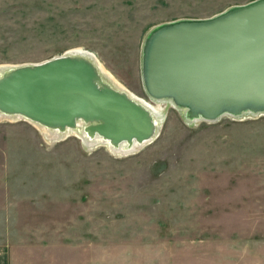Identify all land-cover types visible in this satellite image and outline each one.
<instances>
[{"label": "rangeland", "instance_id": "obj_1", "mask_svg": "<svg viewBox=\"0 0 264 264\" xmlns=\"http://www.w3.org/2000/svg\"><path fill=\"white\" fill-rule=\"evenodd\" d=\"M252 1L0 0V66L81 49L162 109L152 142L126 156L1 120L0 217L8 201L21 226L62 228L64 264H264V114L190 120L141 76L152 29Z\"/></svg>", "mask_w": 264, "mask_h": 264}, {"label": "water", "instance_id": "obj_2", "mask_svg": "<svg viewBox=\"0 0 264 264\" xmlns=\"http://www.w3.org/2000/svg\"><path fill=\"white\" fill-rule=\"evenodd\" d=\"M141 76L149 98L170 100L190 120L264 114V0L155 27L142 46ZM0 111L47 127L86 122L115 144L150 143L157 132L145 109L101 88L93 65L69 55L0 78Z\"/></svg>", "mask_w": 264, "mask_h": 264}, {"label": "bare ground", "instance_id": "obj_3", "mask_svg": "<svg viewBox=\"0 0 264 264\" xmlns=\"http://www.w3.org/2000/svg\"><path fill=\"white\" fill-rule=\"evenodd\" d=\"M64 55H69L71 57H78L81 59L87 60V62L91 63L93 67L96 69L100 87L101 88H110L118 93H122L127 95L130 99H132L135 103L140 105L143 109L147 111L149 116L152 119V123L157 129L160 126V122L162 119V109L160 106L154 107L149 102L144 101L143 99H139L135 96H133L131 93H129L124 87H122L111 75H109L101 66V64L97 61V59L87 52H84L81 49L71 50L66 52ZM28 65V64H27ZM27 65H18V66H0V78H3L9 73V71L25 67ZM164 101V99L156 100V102ZM170 101V100H168ZM171 102V101H170ZM154 103V102H153ZM172 103V102H171ZM171 108V107H170ZM180 108V107H178ZM166 111V109H164ZM163 110V111H164ZM245 113V112H243ZM242 113V114H243ZM234 116V115H230ZM1 120H7L10 122H25L34 128L36 130L42 132L46 139L50 142V144H53L55 142L58 143V141H63L67 139L68 137H75L79 139L88 149H91L97 145H102L108 147V149L120 156H126L129 154H134L138 152L140 149H142L144 146L149 144L148 142H137V141H125L120 144L112 143L111 141H108L101 137L96 131L95 126L86 122H77L75 126L70 128H59V127H47L44 125H41L35 121L30 120L29 118L17 115V114H11L6 113L3 111H0V121ZM192 120H203L201 118L198 119H192ZM163 126V125H162ZM61 143V142H59ZM81 143V144H82ZM88 152V151H87Z\"/></svg>", "mask_w": 264, "mask_h": 264}, {"label": "crops", "instance_id": "obj_4", "mask_svg": "<svg viewBox=\"0 0 264 264\" xmlns=\"http://www.w3.org/2000/svg\"><path fill=\"white\" fill-rule=\"evenodd\" d=\"M6 203L0 217V264H64L68 245L64 244L63 229H49L47 224L39 229L32 223L21 226L23 217ZM28 215L33 220L36 213Z\"/></svg>", "mask_w": 264, "mask_h": 264}]
</instances>
